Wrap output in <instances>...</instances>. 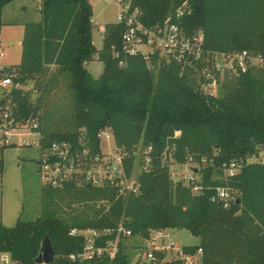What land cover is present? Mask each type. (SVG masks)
<instances>
[{
	"label": "trees",
	"instance_id": "trees-1",
	"mask_svg": "<svg viewBox=\"0 0 264 264\" xmlns=\"http://www.w3.org/2000/svg\"><path fill=\"white\" fill-rule=\"evenodd\" d=\"M13 1L0 0V26L3 9ZM184 2L188 9L179 22L188 33L202 29L207 50L247 49L264 58V0H132L146 24L162 23ZM39 11V21L24 25L20 63L5 69L15 76L0 98V114L9 105L14 122L37 121L44 145L66 140L74 147L87 142L100 150L98 134L109 128L115 148L125 154L129 176L136 164H143L149 146L151 161L138 173V190L127 194L90 184L44 185L94 204L86 215L67 222L53 207L59 195L49 192L37 218L19 219L11 227L0 222V253H8L16 264H40L36 258L48 235L55 251L49 264H185L175 253L169 257V250H155L154 259L132 263L127 249L131 237L147 239L156 230L187 229L199 241L182 248L194 254L201 247L198 264H264V164H246L233 176L219 168L225 161L250 155L264 142V68L228 76L219 81L218 92L210 94L198 71L183 73L174 61L151 67L143 57L121 52V22L105 25L103 47L98 49L91 0H40ZM95 58L104 64L98 77L86 66ZM62 82L69 90L72 117L71 129L58 131L44 105ZM31 83L39 93L36 97L25 88ZM7 146L14 144L2 150ZM172 158L200 166L199 193L183 177L175 179ZM203 158L208 163L203 164ZM222 186L239 190L240 200L229 206L213 200ZM121 224L131 234H119L113 258L107 253L69 258L85 245L82 234H70L72 228L99 230L95 245L104 247L117 238Z\"/></svg>",
	"mask_w": 264,
	"mask_h": 264
},
{
	"label": "built area",
	"instance_id": "built-area-1",
	"mask_svg": "<svg viewBox=\"0 0 264 264\" xmlns=\"http://www.w3.org/2000/svg\"><path fill=\"white\" fill-rule=\"evenodd\" d=\"M108 3L115 2L118 5V20L125 28L121 36V52L129 55L143 57L152 67L162 62L174 61L181 67L182 72L187 69L198 71L204 78L202 84L204 90L210 94H216L219 81L228 76L239 75L247 72L251 67L264 68V58L261 54H255L250 50L210 51L204 45V32L202 29L188 33L181 25L179 19L185 15L188 9L187 3L178 7L175 13L166 18L162 23L146 24L143 21V11L134 7L132 0H97ZM119 55V52H117ZM0 56L4 52L0 49ZM122 63V62H121ZM7 65L0 64V98L14 84L15 72H6ZM213 88L214 91L209 90ZM39 127L37 121L27 123L14 122L12 111L8 105L0 114V146L17 144L14 136H19V142L24 144H36L40 149L38 160V172L44 185L56 188H65L74 185L83 187L88 184L100 187H115L121 194L137 191L136 175L129 176L124 166L125 154L116 148L104 152L102 143L113 137L109 128L99 132L101 140L100 150H94L87 142H82L79 147H74L66 140H54L48 145L42 143V133L36 130ZM27 130V131H25ZM179 132H176L178 134ZM32 134L37 138L34 142H28L24 135ZM151 146L145 151V157L141 170L147 169L151 157ZM203 164L208 163L203 158ZM249 163L264 164V142L257 144L256 149L248 156L223 162L219 168L225 176H233L240 172ZM197 164V163H196ZM195 167V166H194ZM193 167V168H194ZM197 171L191 167V173L182 179L192 186L195 193L202 189L200 184V166L196 165ZM171 168V166H170ZM175 175V174H174ZM240 192L229 187H218L213 200H218L229 206L239 199ZM114 229H106L104 232L112 233ZM118 234L115 240L109 241L106 246L97 247L95 241L100 236V231L94 228H72L71 235L82 234L85 239L84 250L80 254L71 253V260H85L107 253L113 258L119 242V234L123 232L130 235L131 231L122 224L115 230ZM153 235V234H152ZM145 239V260L155 258V250H177L176 255L185 264H198L203 255L200 247L196 253H186L183 248L176 246V242L170 239L169 230H156L155 235ZM162 240L161 245H156V240ZM154 245V246H153ZM152 247V248H151ZM138 256L135 260H139ZM0 264H16L8 253H0Z\"/></svg>",
	"mask_w": 264,
	"mask_h": 264
},
{
	"label": "rangeland",
	"instance_id": "rangeland-1",
	"mask_svg": "<svg viewBox=\"0 0 264 264\" xmlns=\"http://www.w3.org/2000/svg\"><path fill=\"white\" fill-rule=\"evenodd\" d=\"M32 1L15 0L14 3L8 4L4 8L3 24L0 26V49L4 52V56H0V64L2 65H15L21 61L22 46L20 39H22L23 35L21 22L26 20L33 21L31 19H36L38 16L37 9L31 6L33 4ZM91 2L94 11L93 40L95 46L101 49L104 42L103 29L107 23L117 22L119 8L115 2L108 3L97 0H91ZM22 4L31 6L28 13L22 10ZM13 20L16 22L11 24ZM86 66L95 77H98L104 68L103 62L96 58L88 62ZM25 88L31 89L34 97L39 94L33 88L32 83ZM208 89L214 91L213 88L208 87ZM217 90L216 93L218 92ZM44 110L49 114L52 128L58 131L71 129L68 122V119L72 117L71 98L64 82H62L60 88L51 90L47 96ZM24 136L28 142L32 143L37 138L32 134H26ZM19 138V136L13 137V140L17 143L14 146H7L3 150L0 146V159H2V164L0 165V222L5 226L11 227L19 219L28 221L37 218L42 214L43 197L49 192L59 195L55 199L53 207L63 220L71 222L73 217L81 218L86 215L89 205L94 203L86 199H81V197L78 198L73 192L58 193L46 189L38 172V160L40 158L39 147L36 144L29 145L20 143ZM102 149L104 152L114 150V137L110 138L109 141L105 140L102 143ZM138 156L141 158V151L138 152ZM171 161L172 174H175L176 180L188 176L191 173V167L193 168L195 166L194 168H197V164L193 162L182 164L173 158ZM141 167L138 164L135 165L134 177L141 171ZM169 232L170 239L174 240L176 246L179 248L188 244H196L199 241L198 237L194 236L187 229H172ZM152 234L154 236L155 231ZM128 241L129 248L127 251L132 263L140 255L143 259L146 258L147 251L144 248L146 243L145 238L136 236L131 237ZM161 241V239L156 240V245H161ZM167 253L169 257H172L173 253H177V250H169Z\"/></svg>",
	"mask_w": 264,
	"mask_h": 264
},
{
	"label": "water",
	"instance_id": "water-1",
	"mask_svg": "<svg viewBox=\"0 0 264 264\" xmlns=\"http://www.w3.org/2000/svg\"><path fill=\"white\" fill-rule=\"evenodd\" d=\"M194 171H197V169L194 168ZM237 200H240V199H237ZM54 258H55V251H54L52 242L49 236L47 235L45 239L43 240L41 251L36 258V262L40 264L41 263L49 264L53 262Z\"/></svg>",
	"mask_w": 264,
	"mask_h": 264
},
{
	"label": "crops",
	"instance_id": "crops-1",
	"mask_svg": "<svg viewBox=\"0 0 264 264\" xmlns=\"http://www.w3.org/2000/svg\"><path fill=\"white\" fill-rule=\"evenodd\" d=\"M34 1V2H33ZM32 1V5L31 6H33L35 9H37V12H38V16L36 17V19H31V20H33V21H39L40 20V18H41V14H40V0H33ZM15 1H13L12 3H14ZM12 3H10V4H12ZM92 3V2H91ZM31 6H29V5H27V4H22V10L24 11V12H26V13H28L29 12V10L31 9ZM2 19H4V9H3V15H2ZM13 23H11V24H14V22H16V21H12ZM26 22H30L29 20H26V21H22L21 22V26L23 27V31H24V25H25V23ZM104 30V29H103ZM22 31V34L24 35V32ZM23 35H22V39H23ZM22 39H20L21 40V46H22Z\"/></svg>",
	"mask_w": 264,
	"mask_h": 264
}]
</instances>
